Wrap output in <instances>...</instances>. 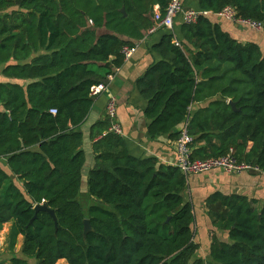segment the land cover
<instances>
[{"label": "trees", "instance_id": "1", "mask_svg": "<svg viewBox=\"0 0 264 264\" xmlns=\"http://www.w3.org/2000/svg\"><path fill=\"white\" fill-rule=\"evenodd\" d=\"M169 2L0 0V66L10 80L0 83V158L22 184L0 168V227L13 222L10 264H264V204L211 195L209 217L228 239L213 236L209 259L198 257L196 216L185 195L189 176L156 158L133 157L109 120L92 129L95 166L87 185L94 204L87 213L79 199L81 127L94 105L92 88L123 66V48L134 47L123 37L144 39L155 6L165 14ZM226 7L264 31V0H199L197 11L211 15L178 31L158 30L163 36L152 50L161 60L136 89L147 103L152 138L177 140L174 131L186 126L194 160L232 149L264 172V51L213 22ZM43 201L57 222L36 212ZM85 219L92 226L87 237Z\"/></svg>", "mask_w": 264, "mask_h": 264}, {"label": "crops", "instance_id": "2", "mask_svg": "<svg viewBox=\"0 0 264 264\" xmlns=\"http://www.w3.org/2000/svg\"><path fill=\"white\" fill-rule=\"evenodd\" d=\"M181 1L186 10L200 9L199 0ZM157 6L158 5L154 8V12ZM213 18V22L218 23L232 38L238 40L242 44L250 42L257 43L262 51H264V31H253L248 28L240 27L225 19ZM181 25L182 21L177 20L175 25L177 31ZM162 36L163 32H157L145 42L123 37L124 40L134 43L136 51L132 58L125 61L123 66L119 68V72L115 80L111 83L109 90L95 97L94 105L88 118L81 127L83 133V150L86 155V162L82 170V182L83 176L86 173V167H89L91 170L95 166V153L93 151V141L91 139L92 129L96 124L108 120L107 104L111 97L116 99L118 107L117 121L122 130V135L120 136L126 142L130 154L137 159L156 158L162 165L175 166L177 160L175 152L176 140L171 138V134L156 138H152L148 134L149 121L145 115L147 103L136 89L137 80H139L152 65L161 60L160 55L152 50V46L159 43ZM176 36L178 39L181 38L180 34ZM3 69L4 66H0V83L10 81L3 76ZM199 107V105H195L192 109V113L196 112ZM0 109H2L1 106ZM181 128L182 126H179L174 132H181ZM0 168L9 176L10 181L15 182V184H18L22 189V184L18 183L17 178L13 175L8 166L7 158H0ZM88 174L86 175L87 180ZM215 193H221L228 197H247L256 202L255 206L260 207L264 204V172L227 174L222 170H214L210 173L188 177V187L185 195L187 197L186 199L193 204L196 216L195 243L198 246L206 247L207 256L210 254L213 236L223 241H227L228 239H223V236H227L226 233L220 232L214 228L208 214L206 202L209 197ZM83 197H87L89 203H83ZM79 199L83 204L84 212L87 213L88 208L94 204L92 197L88 194V185L85 192L81 190ZM12 227L13 222L6 223L0 227V245L5 244L9 254L8 242ZM22 245L23 237L19 236L16 249L17 252L20 253Z\"/></svg>", "mask_w": 264, "mask_h": 264}, {"label": "built area", "instance_id": "3", "mask_svg": "<svg viewBox=\"0 0 264 264\" xmlns=\"http://www.w3.org/2000/svg\"><path fill=\"white\" fill-rule=\"evenodd\" d=\"M211 15L210 12H203L197 10H186L183 7L181 0H170L169 5L162 14L160 7L157 6L154 13V26L147 31L146 36L141 42H145L148 38L156 33L160 29H167L173 31L177 20H181L184 24H195L198 18L201 16ZM216 16L224 18L238 26L248 27L252 30L261 31L263 25L259 22L252 20H246L238 18L232 7H226ZM136 51V47H124L123 54L125 61L132 58ZM119 68L107 76L106 81L92 88V96L97 97L109 90L111 83L115 80ZM52 114H56L55 110L51 111ZM107 116L110 121L109 131L120 136L122 135V130L118 124V107L117 102L114 97H111L107 104ZM193 138L188 134L186 126L180 132L178 139L175 142V152L177 155V160L175 166L178 167L186 176H195L210 173L214 170H222L227 174H241V173H261L262 171L255 165L249 164L244 161H240L235 156V151L230 150V152L219 158H210L207 160H194L192 158V147L191 144ZM45 202H42L44 205Z\"/></svg>", "mask_w": 264, "mask_h": 264}, {"label": "rangeland", "instance_id": "4", "mask_svg": "<svg viewBox=\"0 0 264 264\" xmlns=\"http://www.w3.org/2000/svg\"><path fill=\"white\" fill-rule=\"evenodd\" d=\"M89 170H90V168L89 167H86V169H85V174H84V176H83V182H82V191L83 192H85L86 190H87V174H88V172H89ZM82 202L83 203H85V202H87V203H89V199H87V197H83L82 198ZM228 237L226 236V237H224L223 236V239H227ZM196 255L198 256V257H200V258H202V259H205V260H208L209 259V255L207 256V251H206V247H204V246H198V250L196 251ZM206 253V254H205ZM197 257H195V256H193L192 258H191V260H194V259H196ZM9 259H10V254L8 253V251H7V247H6V245L4 244V245H0V263H3V264H10V262H9ZM31 262V264H37L35 261H30ZM57 264H68L66 261H64V260H61V261H59Z\"/></svg>", "mask_w": 264, "mask_h": 264}, {"label": "water", "instance_id": "5", "mask_svg": "<svg viewBox=\"0 0 264 264\" xmlns=\"http://www.w3.org/2000/svg\"><path fill=\"white\" fill-rule=\"evenodd\" d=\"M123 12H124V10H123ZM230 104L233 108L236 107L234 103L230 102ZM40 211H45V212L50 213L51 216L53 217L54 221L57 222L55 212L53 210H51L50 208H48V206H46V205L36 206V212L38 213ZM84 226H85L84 236L87 237V235L92 231V226H91L89 219L84 220Z\"/></svg>", "mask_w": 264, "mask_h": 264}]
</instances>
